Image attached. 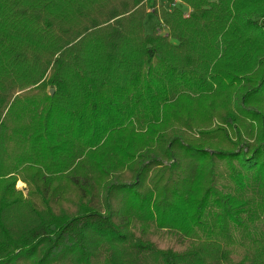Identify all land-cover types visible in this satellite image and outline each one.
Masks as SVG:
<instances>
[{
	"label": "trees",
	"instance_id": "1",
	"mask_svg": "<svg viewBox=\"0 0 264 264\" xmlns=\"http://www.w3.org/2000/svg\"><path fill=\"white\" fill-rule=\"evenodd\" d=\"M173 2L0 0V264H264V0Z\"/></svg>",
	"mask_w": 264,
	"mask_h": 264
},
{
	"label": "rangeland",
	"instance_id": "2",
	"mask_svg": "<svg viewBox=\"0 0 264 264\" xmlns=\"http://www.w3.org/2000/svg\"><path fill=\"white\" fill-rule=\"evenodd\" d=\"M160 2L161 3L165 2V0H160ZM148 4L151 7L152 2L149 1ZM179 4H180V0L177 2V5H179ZM183 8H185V7L183 6ZM155 20H156L155 15L150 10V12L145 16L144 22H143L145 32L149 33L153 30V27L155 25ZM194 105L198 106L199 104L194 102ZM201 114H202L201 108H199L197 110L194 109L193 115H194V121L195 122L202 123L203 118H202ZM17 186L19 189L25 190V184L23 182L18 181Z\"/></svg>",
	"mask_w": 264,
	"mask_h": 264
},
{
	"label": "built area",
	"instance_id": "3",
	"mask_svg": "<svg viewBox=\"0 0 264 264\" xmlns=\"http://www.w3.org/2000/svg\"><path fill=\"white\" fill-rule=\"evenodd\" d=\"M173 1H174L173 3H168V7H169V9L172 8L175 4H177V2H178L179 0H173Z\"/></svg>",
	"mask_w": 264,
	"mask_h": 264
},
{
	"label": "water",
	"instance_id": "4",
	"mask_svg": "<svg viewBox=\"0 0 264 264\" xmlns=\"http://www.w3.org/2000/svg\"><path fill=\"white\" fill-rule=\"evenodd\" d=\"M53 93V89H50V94H52Z\"/></svg>",
	"mask_w": 264,
	"mask_h": 264
}]
</instances>
